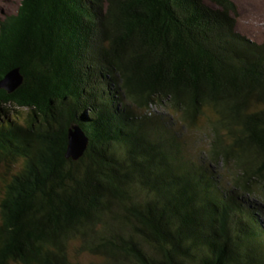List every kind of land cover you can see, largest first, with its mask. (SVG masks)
I'll use <instances>...</instances> for the list:
<instances>
[{"label": "trees", "instance_id": "trees-1", "mask_svg": "<svg viewBox=\"0 0 264 264\" xmlns=\"http://www.w3.org/2000/svg\"><path fill=\"white\" fill-rule=\"evenodd\" d=\"M237 8L21 0L0 21V81L23 77L0 87V264H264L243 195L264 197V39Z\"/></svg>", "mask_w": 264, "mask_h": 264}, {"label": "rangeland", "instance_id": "rangeland-1", "mask_svg": "<svg viewBox=\"0 0 264 264\" xmlns=\"http://www.w3.org/2000/svg\"><path fill=\"white\" fill-rule=\"evenodd\" d=\"M236 3L238 9L237 16V30L241 33L249 36L256 41H262L264 39V0H232ZM209 5L214 4L207 2ZM21 4V0H0V21L5 17L15 14ZM180 127V126H179ZM190 138V146H192V152L197 153L202 148L206 147L207 140L200 139L201 133L197 131L186 132ZM245 203L256 205L261 207L262 210L259 213L257 211L258 220L264 227V197L261 195H252L243 193ZM252 205V206H254ZM257 209V208H256ZM82 261L88 262L94 259L90 254H82L79 256Z\"/></svg>", "mask_w": 264, "mask_h": 264}, {"label": "water", "instance_id": "water-1", "mask_svg": "<svg viewBox=\"0 0 264 264\" xmlns=\"http://www.w3.org/2000/svg\"><path fill=\"white\" fill-rule=\"evenodd\" d=\"M22 80L19 68H14L0 81V87L12 92L22 83ZM88 144V136L84 130L78 125L73 126L68 133L66 156L74 160L80 159L87 150Z\"/></svg>", "mask_w": 264, "mask_h": 264}]
</instances>
